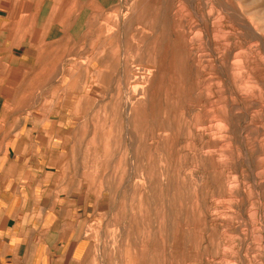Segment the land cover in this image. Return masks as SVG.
<instances>
[{
	"label": "rangeland",
	"instance_id": "1",
	"mask_svg": "<svg viewBox=\"0 0 264 264\" xmlns=\"http://www.w3.org/2000/svg\"><path fill=\"white\" fill-rule=\"evenodd\" d=\"M24 1L12 125L58 148L79 264H264V0Z\"/></svg>",
	"mask_w": 264,
	"mask_h": 264
},
{
	"label": "crops",
	"instance_id": "2",
	"mask_svg": "<svg viewBox=\"0 0 264 264\" xmlns=\"http://www.w3.org/2000/svg\"><path fill=\"white\" fill-rule=\"evenodd\" d=\"M27 10L24 0H0V46L20 40L11 39L5 25L17 16L24 21L16 34L25 32ZM5 57L11 53L0 49ZM7 72L0 67V264H79L86 243L74 224V198L66 192L58 148L27 144L25 131L13 127Z\"/></svg>",
	"mask_w": 264,
	"mask_h": 264
}]
</instances>
